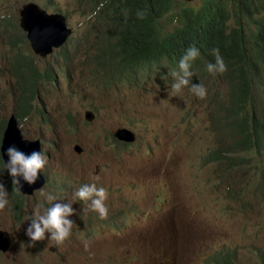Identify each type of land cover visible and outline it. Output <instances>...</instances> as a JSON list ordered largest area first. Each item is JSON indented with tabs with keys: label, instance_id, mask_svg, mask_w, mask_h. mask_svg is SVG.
Wrapping results in <instances>:
<instances>
[{
	"label": "rangeland",
	"instance_id": "rangeland-1",
	"mask_svg": "<svg viewBox=\"0 0 264 264\" xmlns=\"http://www.w3.org/2000/svg\"><path fill=\"white\" fill-rule=\"evenodd\" d=\"M28 1L31 0H0V17L15 15ZM37 1L65 10L68 27L74 32L66 49L67 62L62 54H56L40 61V65H54L68 72V80L63 79L61 84L68 99H76V106L69 107L63 98L44 89L40 104L48 105L51 124L42 128L34 105L28 120L24 119L23 131L43 138L44 149L49 152L47 169L53 178L52 187L43 191L57 196L52 203L71 202L76 214L70 219L80 226L89 222L92 229L78 230L70 245L52 241L51 233H45L43 240L32 241L27 229L34 213L39 210L43 214L51 206L39 189L24 202L20 221L9 222L0 211V223L20 237L7 250H0V264H227L223 259L226 250L234 254L238 264H264L262 164H258L256 175L245 179L244 193L250 199L242 191L244 176L256 172L259 156L240 153L244 161L239 171L224 172L232 183L236 182L237 195L228 193L227 184L217 186L215 183L222 181L220 170L217 162L210 160L209 152L227 133L208 131L211 120L201 98L185 88L171 94L175 82L172 73L177 71L166 66L143 68L136 74L137 84L107 83L99 70L94 72L90 57L101 44L97 33L103 29L90 14V7L76 0ZM200 3L201 0H191L183 5L197 7ZM165 24L167 28L173 25L169 21ZM1 29L2 25L0 35L5 34ZM19 45L29 49L28 44ZM15 54L9 33L0 37V122L10 114L17 115L20 109V90L12 78ZM80 66L87 75H81ZM24 74H28L26 69ZM88 75H94L96 82L90 81ZM46 97L51 98L49 103ZM86 109L95 113L92 121L84 119ZM42 118L46 123L45 114ZM121 126L135 132L133 143L113 142L112 131ZM74 144L82 146L81 153L73 150ZM64 158L85 172L70 174L77 178L74 184H96L107 190V219H101L83 201L58 199L67 192ZM67 166L70 170L71 165ZM210 173L214 176L210 177ZM195 178L200 184L194 182ZM212 199L224 212L233 205L238 213L224 215L214 207ZM200 232L204 235L193 242ZM248 232L247 240H238ZM229 239H234L231 245Z\"/></svg>",
	"mask_w": 264,
	"mask_h": 264
},
{
	"label": "clouds",
	"instance_id": "clouds-1",
	"mask_svg": "<svg viewBox=\"0 0 264 264\" xmlns=\"http://www.w3.org/2000/svg\"><path fill=\"white\" fill-rule=\"evenodd\" d=\"M190 1L191 0H174V9L179 10L183 8H191L193 10H197L202 3L201 0V3L197 7H194L191 4L183 5L184 3ZM28 3H35L41 10L47 11L48 13H57L63 15L68 27L67 19L64 13L50 12L48 10H45L39 3L32 0L25 2L24 5ZM122 3L126 4V1H122ZM176 5H179V7H176ZM22 7L17 10L16 21L18 19V27H20L19 11ZM263 7L264 0H238L235 11L233 12V14H231L227 24L240 21V25H242V27H245L246 19L243 17L244 13L246 11L252 12L256 8ZM126 14V11L122 13L124 17H126ZM138 15L142 17L143 14L139 13ZM166 21H169V23L173 24L171 28L166 27ZM174 26H178V23L172 22L170 17H166L162 21L163 28L161 34L155 36V38L164 46V50L161 54L160 59L150 61L133 54H130L129 58L138 60L140 64V68L138 71L143 68L149 70L156 67L164 68L165 66L177 71V73H172L173 77H175V82L173 83L171 88L172 95L179 93L183 88H185L187 91L193 93L194 96L199 97L202 101L206 102V107H208V114L213 110V105L217 104L223 106L224 108H229L232 114L234 110V99L237 90L236 83L238 71L234 65L232 57L228 52L227 45H222L223 33L221 35L212 37L208 50L203 56H201L199 50L193 45L198 39L194 42L180 39L177 35L172 33V29ZM102 27V31H99V33H97V36L101 37V44L96 46L91 51L90 55L95 65L94 72L96 73L99 70L100 75L106 79L107 83L110 84H137L138 80L136 74L138 71L136 73H130L126 71L120 72L112 66H106L104 69L96 67L94 56L98 47L102 48L106 52L120 50V40L112 34L109 28L103 25ZM68 28L70 29V33L63 44H61L59 47H52L49 51H45L44 54L37 52L33 44H31V41H29L27 37H23L19 32L16 31L12 34V31L14 30L11 28L6 29L5 31H3L5 34L0 35V37L3 38L6 34L9 33V41L12 44V48L16 49V54L13 58L14 74L12 75V78L14 81V86L18 85L20 90L18 96L20 109L18 110L17 115L10 114L0 122V211H2L3 215L8 218L9 222L12 219H15L14 222L20 221L23 217L24 205L22 212L20 213L17 209L16 203L12 199L15 197L16 193H19L24 196L25 201H27L36 192H39V189H41V195L45 196V199L51 204V206L45 208L43 214H41L39 210L34 213L31 225L27 229L28 237L32 241H40L45 238V233H51L52 241H55L58 244L65 243L70 245L72 243L71 241L77 237L78 230L81 229L83 231L92 229L89 226L91 225V223L88 222L87 225L81 226L76 225L77 223H74V221L70 219V217L76 214L75 209L72 206L73 204L71 202L52 203L53 201L57 200V196L51 193H45L43 191V189L52 187L51 181L53 178L51 173L47 169V164L49 162V152L44 149L45 142L43 138H41L40 136H28L23 131V127L25 125L24 119L25 121L28 120L27 116L32 112L34 105L36 106L38 115L37 122H39L44 129L50 126L51 123L48 113L49 107L47 104H40L41 99L44 97V89L49 91L50 94L54 97L63 98V100L69 107L73 108L76 106V99H68L66 89L61 84L63 79L68 80V72L54 65H40V61H46L56 54H62L66 62L68 61L69 58L66 49L74 34L72 28ZM226 30L227 28L225 27L224 31ZM23 32L26 36L25 31ZM20 43L28 44V52L25 48L19 45ZM105 44L107 45L105 46ZM259 44L260 47L252 53V56L255 59L256 64L255 76L264 81V39L260 40ZM62 46L63 49L61 48ZM196 66H198L197 71ZM24 69L28 71L27 75L24 74ZM113 72H118L119 75H114ZM80 73L82 76L87 75L82 66H80ZM205 73H209L210 76H205ZM88 76L90 81L96 82L97 79L94 78V75ZM37 78H39L38 85L36 83ZM250 99L256 103L264 102V85H262V87L260 88L252 89L250 91ZM50 100L51 98L49 97L45 98L46 103H49ZM87 111L93 114L92 119L86 118L85 113ZM43 114H45L46 116V123L42 118ZM83 116L85 120L92 121L95 118V113L91 109H86ZM10 118L14 119L15 127L19 132L21 140L36 143L38 145V150H33L30 153H25L15 144L8 145L7 147V144L11 138L8 135H5V131L7 128L8 120ZM71 122L72 120H70V123ZM114 130L112 131V137L114 138L113 142L115 143L126 145L128 143H133L136 140V134L132 129L130 130H132L135 134V140L133 142H125L115 138L113 136ZM208 131L210 133L212 131H224L227 133L224 138L219 140L217 148L209 152V156L212 162H218L217 160L220 161L225 155H229L232 156V161L236 162L232 167H228L226 164L221 165V168L219 169L220 173L218 175L222 179V181L215 183L217 186H224L226 184L229 185L230 189L228 193L230 195L235 196L238 194V191L234 188L236 182L232 183L230 181L232 178L225 177L223 175L224 172L226 173L239 171L240 167L243 166L244 161L243 157L238 156L240 153L259 156V162L256 163V172L254 174L252 173L244 176V185L242 191L243 195L245 196L244 187L246 184V177L254 176L257 174L258 164H262L264 166V134L261 137L260 141L250 152H245L241 149L240 145L246 142V138L242 133H233L231 123L226 122L224 126L211 127V129H208ZM228 138L230 139V143H228ZM76 145L81 147V151L79 152L81 153L83 148L80 144H74L73 150ZM213 153H216L218 155L217 159H213ZM67 164L71 165L70 170L68 169ZM63 166L67 173L66 179L64 181V186L67 189V192L65 194H61V196H64V198L58 199L64 201L68 198V201L75 199L83 201L86 203L89 210L97 212L101 219H107L108 208L105 204V201L107 200V190L103 187L98 188L96 184L83 185V183L80 182L74 184V181L77 178L72 177L70 174H79L85 172L75 167V165L69 159H63ZM200 166H203V163H201ZM40 176H42L44 180L40 188L34 190L33 193L29 195L23 194L21 192L23 183L34 185L36 184ZM213 176L214 174L210 173V177ZM262 181L264 182V169ZM194 182L200 184V180L197 178L194 179ZM246 198L250 199L249 197ZM212 203L217 210L223 212V214L226 216L238 213L233 205L230 211L224 212L223 209H220V204H218L213 199ZM40 207H43V205H41ZM0 231L6 233L10 244L14 243V239L20 240V237L17 233L9 231L7 227H5L2 223H0ZM203 235L204 233L200 232L193 242H195L200 236ZM222 237L226 238L225 236ZM248 237H250L249 232L245 237L238 238V240L244 241L247 240ZM233 241L234 239H229L230 245ZM223 259L228 262L227 264H238L234 261V254L229 250L225 251Z\"/></svg>",
	"mask_w": 264,
	"mask_h": 264
},
{
	"label": "trees",
	"instance_id": "trees-1",
	"mask_svg": "<svg viewBox=\"0 0 264 264\" xmlns=\"http://www.w3.org/2000/svg\"><path fill=\"white\" fill-rule=\"evenodd\" d=\"M34 1L50 12H65L56 4ZM76 1L88 5L90 14L120 40L119 51L106 52L102 48H97L94 59L96 67L100 69L112 66L120 72L136 73L140 64L137 59L129 58L130 54L150 61L160 59L164 46L155 36L161 34L162 21L166 17L178 23V26L173 27L172 33L180 39L189 42L198 39L193 45L201 56L208 50L212 37L223 33L222 45H227L238 71L237 90L232 114L229 108L213 105V110L209 112L211 127L217 126L216 124L221 121L231 123L232 132L242 133L246 138V142L240 145L245 152H250L260 141L264 134V102H253L250 99V91L264 85V81L255 76L256 64L252 56L260 47L259 41L264 39V7L256 8L252 12L246 11L243 15L246 25L242 27L240 21L227 24L238 0H202L197 10L191 8L176 10L173 6L174 0ZM122 1H126V4ZM125 11L126 17L122 15ZM139 13L143 14L142 17L138 15ZM16 18L17 13L7 17L1 16V30L11 28L26 38L23 30L18 27ZM61 48L63 49V46ZM212 157L217 159L218 155L213 153ZM231 157L225 155L222 160H217L218 169L223 164L232 167L236 162L232 161ZM12 200L21 213L25 197L16 193Z\"/></svg>",
	"mask_w": 264,
	"mask_h": 264
},
{
	"label": "water",
	"instance_id": "water-1",
	"mask_svg": "<svg viewBox=\"0 0 264 264\" xmlns=\"http://www.w3.org/2000/svg\"><path fill=\"white\" fill-rule=\"evenodd\" d=\"M19 26L25 31L26 37L31 41V44H33L36 51L41 54H44L45 51H49L52 47H59L63 44L70 33V29L67 27L63 15L48 13L47 11L41 10L35 3H28L20 9ZM85 116L87 119L93 118V114L89 111L85 113ZM5 135H8L11 138L7 147L8 145L15 144L25 153L38 150V145L36 143L21 140L13 118L8 120ZM113 136L125 142H133L135 140L134 132L126 127L116 128L113 132ZM74 150L79 153L81 147L76 145ZM43 182L44 180L42 176H40L34 185L23 183L21 192L28 195L32 194L34 190L40 188ZM9 246L10 242L8 236L5 232L0 231V250L5 251Z\"/></svg>",
	"mask_w": 264,
	"mask_h": 264
}]
</instances>
